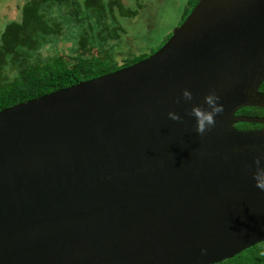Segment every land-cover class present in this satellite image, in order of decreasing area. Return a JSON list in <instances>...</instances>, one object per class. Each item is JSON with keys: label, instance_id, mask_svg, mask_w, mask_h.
Instances as JSON below:
<instances>
[{"label": "water", "instance_id": "obj_1", "mask_svg": "<svg viewBox=\"0 0 264 264\" xmlns=\"http://www.w3.org/2000/svg\"><path fill=\"white\" fill-rule=\"evenodd\" d=\"M263 82L264 0H198L147 58L0 110V264H219L264 242V118L236 115ZM209 92L223 111L198 134Z\"/></svg>", "mask_w": 264, "mask_h": 264}, {"label": "trees", "instance_id": "obj_2", "mask_svg": "<svg viewBox=\"0 0 264 264\" xmlns=\"http://www.w3.org/2000/svg\"><path fill=\"white\" fill-rule=\"evenodd\" d=\"M198 0H186L178 26ZM130 8L121 0H26L19 20L10 21L0 35V110L133 65L161 48L128 53L118 62L114 48L125 36L123 19H136L141 6ZM71 32L67 56L39 60V50ZM264 93V82L259 88ZM236 115L264 118V109L243 108ZM239 130L257 124H236ZM219 264H264V242Z\"/></svg>", "mask_w": 264, "mask_h": 264}, {"label": "rangeland", "instance_id": "obj_3", "mask_svg": "<svg viewBox=\"0 0 264 264\" xmlns=\"http://www.w3.org/2000/svg\"><path fill=\"white\" fill-rule=\"evenodd\" d=\"M26 0H0V35L7 23L19 20V8ZM126 7L137 8L136 19H123L126 31L120 43L114 48L118 62L128 53H147L160 45L173 29L178 26L186 0H121ZM71 32L64 33L55 43H47L39 50V60L54 56H67L72 47Z\"/></svg>", "mask_w": 264, "mask_h": 264}, {"label": "clouds", "instance_id": "obj_4", "mask_svg": "<svg viewBox=\"0 0 264 264\" xmlns=\"http://www.w3.org/2000/svg\"><path fill=\"white\" fill-rule=\"evenodd\" d=\"M181 98L185 101H191L193 99L191 91L184 89ZM219 99L220 97L215 92H209L204 96V104L207 105L206 108L196 104L191 107L189 114L195 118V130L198 134H203L206 130L214 126L216 115L223 111V105L218 102ZM168 117L174 121L180 119L177 113L171 111L168 113ZM261 159L264 158L257 157L255 159L257 167L253 172V179L256 186L260 190H264V166H260ZM206 251V249H201L202 254H205Z\"/></svg>", "mask_w": 264, "mask_h": 264}]
</instances>
